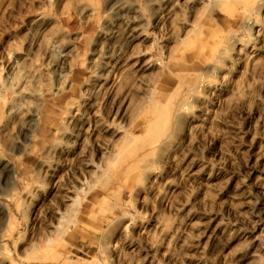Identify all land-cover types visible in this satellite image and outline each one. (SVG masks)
I'll use <instances>...</instances> for the list:
<instances>
[{
	"label": "rangeland",
	"instance_id": "obj_1",
	"mask_svg": "<svg viewBox=\"0 0 264 264\" xmlns=\"http://www.w3.org/2000/svg\"><path fill=\"white\" fill-rule=\"evenodd\" d=\"M0 264H264V0H0Z\"/></svg>",
	"mask_w": 264,
	"mask_h": 264
},
{
	"label": "bare ground",
	"instance_id": "obj_2",
	"mask_svg": "<svg viewBox=\"0 0 264 264\" xmlns=\"http://www.w3.org/2000/svg\"><path fill=\"white\" fill-rule=\"evenodd\" d=\"M245 24H248V21L247 20H245ZM217 51L218 50H214L213 52H211V54L212 55H214V58L215 59H218L219 57H220V55H219V53L220 52H218V54H217ZM210 53V52H209ZM221 54V53H220ZM19 96H20V98L22 99H24V98H28V97H31V96H35L36 95V93H37V88H34V89H32L31 91H22V90H20L19 92ZM22 113H23V109H22V106H18L17 107V110H16V112H15V116H21L22 115ZM112 239H113V234H110V235H108L106 238H105V241H104V243L105 244H109L111 241H112Z\"/></svg>",
	"mask_w": 264,
	"mask_h": 264
}]
</instances>
